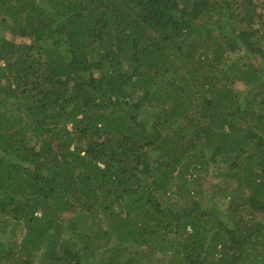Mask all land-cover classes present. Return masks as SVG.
<instances>
[{
  "label": "trees",
  "instance_id": "16d2710c",
  "mask_svg": "<svg viewBox=\"0 0 264 264\" xmlns=\"http://www.w3.org/2000/svg\"><path fill=\"white\" fill-rule=\"evenodd\" d=\"M10 218L0 264H264V0H0Z\"/></svg>",
  "mask_w": 264,
  "mask_h": 264
},
{
  "label": "rangeland",
  "instance_id": "374dc122",
  "mask_svg": "<svg viewBox=\"0 0 264 264\" xmlns=\"http://www.w3.org/2000/svg\"><path fill=\"white\" fill-rule=\"evenodd\" d=\"M232 57L233 58H235V57H237V55L236 54H232ZM238 83H240L239 81L238 82H236V84H235V87H239V88H241V85H239ZM214 181V180H213ZM11 223V224H10ZM13 223V221H11V218L8 220V227H6L5 229H6V231H7V233L5 234V235H2L0 238L1 239H4L5 241H7V242H11L12 240H17V239H19V237L21 236V232H22V230L20 229V227H18L17 226V228H16V230H15V232H13L12 230V226H14V224H12ZM21 233V234H20Z\"/></svg>",
  "mask_w": 264,
  "mask_h": 264
}]
</instances>
